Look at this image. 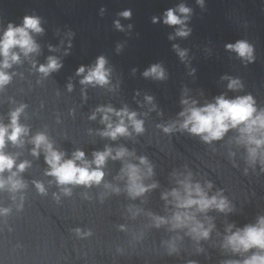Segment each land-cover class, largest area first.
I'll return each instance as SVG.
<instances>
[{
    "label": "clouds",
    "instance_id": "1",
    "mask_svg": "<svg viewBox=\"0 0 264 264\" xmlns=\"http://www.w3.org/2000/svg\"><path fill=\"white\" fill-rule=\"evenodd\" d=\"M179 12L187 14L190 9L179 6ZM124 17H129L131 13L125 11L122 13ZM153 22H156L155 18ZM164 23L167 25H183L184 20L175 14L173 9H168L165 13ZM117 27L119 23L117 22ZM31 32L40 33L43 29L40 27V21L36 17L25 16L22 26H13L11 23L8 25L7 30L3 34V38L0 39V56H3V62L0 63V69H7L11 67L12 63L19 62V55L13 52L12 49L19 48L25 56L30 53L38 51V45L30 35ZM179 36H187L188 30H180L177 32ZM228 49L235 51L241 58H252V47L245 41H238L235 44H228ZM181 57L185 55L184 52L179 53ZM106 60L103 56H100L94 67L87 70V74L84 75L80 81L81 84H99L101 86L107 84L109 70L105 68ZM60 63L55 57H48L47 64L39 66L38 71L45 76L49 73L59 69ZM85 73V67L81 66L77 69V75ZM147 76H153L157 79H163L165 74L163 69L159 65H153L148 71L144 73ZM11 77L3 70H0V87H3L10 81ZM239 86L238 80H231L228 84L229 89H235ZM71 90V85H69ZM151 101V97H147ZM183 104L187 105L188 100H183ZM195 101H192L191 107L185 108L180 113L181 117H184L183 122L180 124L182 130H187L191 134L199 135L203 141L210 143L214 140H220L230 128H237L239 125H244L240 129L241 133L247 135L248 143L255 144L257 147L264 145V139H257L253 133L256 131L264 130V112L256 113L254 106L255 101L251 95L237 97L229 100L224 96H218L215 99V103H209L203 107H196ZM23 111V106L16 109L11 113V123L9 125L0 124V174H3L6 170L11 171L14 166L18 171H23L28 162H22L19 165H15L14 157L5 154L3 151L6 140L11 141L13 144L20 142V138L26 135L28 129L19 124V116ZM97 111L102 112V123L107 124L105 131L101 133L103 136L111 137L115 140L118 136L129 135L128 127L125 124V118L133 127L136 133H142L144 131L143 121L137 119L135 112H129L127 108L119 111L114 110L110 106L107 108H98ZM110 113H114L119 117V123L113 125L110 122ZM91 119L95 118L93 114ZM173 130L172 126L163 128L165 133H170ZM32 143L35 147L32 150L33 155H39L38 150L43 147L46 155L45 161L50 166L48 175L54 176L59 185H85L90 186L92 184H99L103 177L104 172L102 167L108 157L112 159L123 158L127 152L121 148L116 151L115 156H112V149L106 148L104 151H97L93 153L94 159L89 162L85 159V153L81 150H77L73 153L72 158L64 159V154L55 150L52 144L48 141L47 137L43 133H38L33 137ZM250 156L255 158L256 149H249ZM81 163H77V162ZM141 164H147V160L144 157L140 158ZM95 164L96 167L92 168L91 165ZM124 173L128 177V191L132 196H139L146 192L148 189L141 183L140 169L138 166L128 164ZM151 174V168L148 169ZM15 176V173H13ZM13 176L8 177L7 181L0 178V188H3L6 183L11 184L12 190L23 187V184L19 180H14ZM184 188V195L177 190H174L171 195L175 198L176 207L178 209H190L196 207L198 211L204 212L211 207H215L220 211H224L227 208V202L225 199H218L216 196L209 198L203 191L199 184L192 185L188 181L180 182ZM36 187L40 192H44L43 185L36 184ZM151 187H154L151 186ZM211 187V185H209ZM69 189L65 188V194H69ZM174 227H189L191 233L196 234L199 237L207 238L209 230L205 229L203 224L196 220L195 216L187 211H177L173 216ZM162 218H157V223H164ZM226 246H230L233 251H248L251 248H258L264 250V217H261L257 225H249L242 230H237L226 238ZM243 264H264V255L254 254L249 259H246Z\"/></svg>",
    "mask_w": 264,
    "mask_h": 264
}]
</instances>
